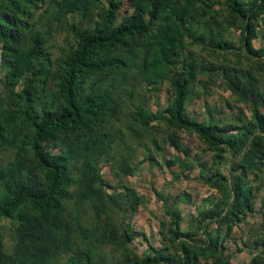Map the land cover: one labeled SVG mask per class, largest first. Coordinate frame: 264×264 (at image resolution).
<instances>
[{
  "label": "rangeland",
  "instance_id": "374dc122",
  "mask_svg": "<svg viewBox=\"0 0 264 264\" xmlns=\"http://www.w3.org/2000/svg\"><path fill=\"white\" fill-rule=\"evenodd\" d=\"M71 0H37L27 6L18 36L19 51H27L36 34L41 35L45 55L38 56L31 71L18 80L7 79L11 68L5 64L0 43V124L4 139L0 140V200L6 192L9 178L8 164L19 161L23 174L38 172L31 160L28 141L30 126L25 111L57 104L58 75L61 61L74 45L71 27L76 24L90 28L100 19L102 7L87 4V8L72 10ZM233 0H194L193 9H184L181 21L184 46L179 58L196 63V79L191 83L186 114L199 122L238 123L251 115L249 103L240 101L225 78L233 70H247L264 92V57L247 54L240 41L241 25L226 18L227 3ZM247 5L251 0H240ZM117 19L131 13L132 1L121 0ZM175 15V14H174ZM255 47L264 45V14L257 19ZM158 23H154L156 28ZM209 31L218 40L227 42L214 48ZM158 44L139 42L131 53L118 47L112 53L123 54L131 60V67L120 71H104L87 76L83 88L116 85L114 100L106 109L103 121L97 124L88 145L84 131L70 132L51 142L50 151L75 153L68 163L73 183L63 207L50 212L43 221L48 235V254L39 261L10 260L6 264H135L136 256L158 254L160 264H175L181 237L175 239L169 231L172 224L167 208L177 209L181 216L180 230H190L193 241L205 245L209 234H225L216 215L204 217L209 209L222 210L232 183L230 170L232 155L224 153L216 174V151L206 145L197 133L161 120L148 125L140 122L137 106L154 115L166 107L172 97L170 78L181 71L179 62L164 69V78L154 70L148 75L140 72L144 58L157 55ZM42 67L44 72H39ZM32 83L43 94L31 108L25 101L23 88ZM260 110L264 113V104ZM69 137L73 140L69 144ZM80 145V151L73 146ZM151 156L153 160L147 158ZM253 173L250 174L252 178ZM258 186L255 209L232 227L222 245L228 253V263L244 264L259 255L264 264V240L261 221L264 212V165L256 172L253 182ZM14 220L0 216L3 252L12 255L17 238ZM130 234L131 239L126 238ZM87 252V255L85 254Z\"/></svg>",
  "mask_w": 264,
  "mask_h": 264
},
{
  "label": "trees",
  "instance_id": "16d2710c",
  "mask_svg": "<svg viewBox=\"0 0 264 264\" xmlns=\"http://www.w3.org/2000/svg\"><path fill=\"white\" fill-rule=\"evenodd\" d=\"M37 0H0V43H2L5 64L11 68L8 81L18 80L26 71H31L37 57L45 55L42 49L41 35L36 34L33 44L27 51H19L21 39L19 27L23 23L21 16L26 15L27 6ZM132 11L117 19L121 0H107L102 7L100 19L90 28L74 24L71 27L74 45L61 61L57 70V104L42 106L41 109L25 111L30 126L28 141L31 160L38 172H20L17 160L6 166L14 172L9 178L6 192L0 200V216L14 220L17 231L16 243L12 255L3 252L0 234V264L10 260L39 261L48 254L50 241L43 231V221L50 212L57 213L63 207V200L69 195L68 187L73 183L68 163L75 153L69 148L53 153L50 145L59 136L70 132L84 131L83 142L88 145L93 128L106 116V109L114 100L116 85L104 87L92 86L87 91L83 85L87 76L104 71H120L131 67L130 58L123 54L112 53L118 47L125 53H131L139 42L148 41L158 44L157 55L144 58L140 72L145 76L153 74L164 78L169 65L179 62L181 71L170 78L173 97L161 111L150 115L137 106L140 122L148 125L158 119L170 126L193 131L202 141L216 151L214 164L216 174H220L219 165L224 153L232 155L230 170L233 171L232 183L228 185V197L223 201L222 210L213 209L203 213L204 217L216 215L220 226H225V234L211 233L205 245L193 241L189 230H180L181 216L177 209L167 208L172 224L169 231L175 239L181 237L180 250L175 264H226L228 253L222 245V239L228 237L234 224L243 220L245 215L254 211L258 186L253 182L256 172L264 165V113L260 106L264 104V92L258 86V80L247 70L235 69L226 74L228 85L240 101L249 103L251 115L238 123H214L211 120L199 122L186 114V103L191 83L196 79L197 64L188 58H179L184 46L181 21L184 9H193L194 0H131ZM206 0H202L204 2ZM101 0H71L72 10L87 8V4H99ZM227 16L232 23H240L243 50L254 57H264V45L255 47L257 38V19L264 14V0H251L245 5L240 0L227 3ZM175 14V15H174ZM158 23L154 28V23ZM209 33L214 48H223L227 42L220 41ZM39 72H44L40 67ZM43 85L38 89L32 83L23 88L25 101L31 108L37 102V93L43 94ZM4 128L0 124V140L4 139ZM69 144L73 142L69 137ZM73 146L80 151V145ZM147 158H153L147 155ZM254 176L251 178L250 174ZM50 212H41L47 211ZM261 232L264 240V212L262 213ZM130 234L126 238L131 239ZM87 255V252H85ZM165 257L158 254L136 256L135 264H160ZM263 258L253 256L244 264H262Z\"/></svg>",
  "mask_w": 264,
  "mask_h": 264
}]
</instances>
